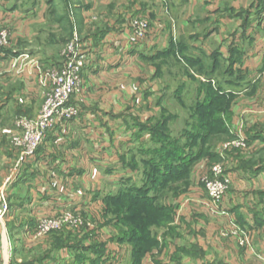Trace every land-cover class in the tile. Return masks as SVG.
Returning a JSON list of instances; mask_svg holds the SVG:
<instances>
[{"label": "crops", "instance_id": "0c3cea01", "mask_svg": "<svg viewBox=\"0 0 264 264\" xmlns=\"http://www.w3.org/2000/svg\"><path fill=\"white\" fill-rule=\"evenodd\" d=\"M143 15L150 33L138 40L129 23ZM0 22L10 41L0 54V195L10 206L0 264H264V0H0ZM75 36L91 50L70 103L78 113L20 161L15 124L38 116L41 73L62 66L65 41ZM177 48L187 74L168 95L160 55ZM188 80L195 94L184 107ZM168 98L186 115L168 111ZM196 103L214 112L199 122ZM161 116L172 117L167 135L179 148L162 163L158 151L143 154L159 145L139 127ZM239 136L245 148L222 149ZM148 159L179 176L163 169L146 187L150 207L114 215L109 199L129 180L144 184ZM217 163L228 190L214 213L201 178ZM67 211L79 216L77 226L36 237L41 219ZM234 227L252 250L238 246Z\"/></svg>", "mask_w": 264, "mask_h": 264}, {"label": "built area", "instance_id": "2783aa9c", "mask_svg": "<svg viewBox=\"0 0 264 264\" xmlns=\"http://www.w3.org/2000/svg\"><path fill=\"white\" fill-rule=\"evenodd\" d=\"M133 36L143 40L148 34L149 26L146 19H138L129 23ZM10 45L8 30L0 22V54ZM91 53L89 44L81 41L78 37L69 40L62 50V66L58 70H46L41 73L40 81L45 88V95L41 110L33 120H18L15 124L17 133L11 135L12 144L22 149L23 157L20 161L33 156L38 146L42 143L46 133L54 128L56 124L70 121L76 117L78 109L71 103L72 98L79 93L81 76ZM245 139L242 136L225 143L222 149L225 151L245 148ZM201 178L207 197L206 206L209 211L217 213L220 211L222 202L228 190V177L221 164H213L204 170ZM204 203V204H205ZM221 212V211H220ZM64 222L72 220L67 212L63 213ZM10 217L9 202L0 195V232H5ZM61 219L43 218L36 228V237H43L50 232L61 229ZM229 232L238 236V246L252 250L250 239L247 234L234 227Z\"/></svg>", "mask_w": 264, "mask_h": 264}, {"label": "trees", "instance_id": "16d2710c", "mask_svg": "<svg viewBox=\"0 0 264 264\" xmlns=\"http://www.w3.org/2000/svg\"><path fill=\"white\" fill-rule=\"evenodd\" d=\"M168 55H173V52H171ZM160 56H165V55L163 54ZM204 88H205V92L207 91V95L211 96L212 94H214L213 92H211L210 89H207L208 87H204ZM204 103H199V104L196 103L192 107L193 115L194 116L197 115L199 117V120H198L199 122L202 121V120H200L201 117L205 116L206 115L205 113L207 111H209V108L211 107V103H208L207 106H205ZM210 112H214V111H211V108H210V111L208 113H210ZM166 118H172V117L161 116L158 120L148 121V123L146 122L144 125H139L140 129L146 130V132H148V134H149L150 139L159 145L157 148H155V150H153L151 148L145 149L143 153L146 154V151H150V153L153 154L155 152L157 153V151H158L161 154V156L157 153L158 158L155 161H160L161 163L163 162L162 161L163 153L168 154V155H173V154H176L177 150L179 149L178 147H175V146H173V144H171L172 142L170 141V139L167 135V128L165 125H166V122L169 121L170 119L168 120ZM198 130L196 129V132L192 133V135L189 136V138H188L189 141L195 143L196 139H198L200 137L199 133H197ZM160 134H163L162 137H159ZM161 163H154L153 159L145 160L144 161L145 169L146 170L149 169V171L147 172V177H146V178H148L146 185H144L141 188H137L134 191L120 192V194H118L114 197H111L109 199L108 206L114 215L116 214L119 217L120 214H122L124 211H126L128 209H131L133 206H143V207H150L151 206L152 199L147 197V193H148L149 189L146 187L148 185L149 186L151 185V179H153V178H164L165 177V176H163V172H164L163 169L170 171L169 165L165 164V161L163 163V167H160V165H158ZM188 165L186 166V168L189 167ZM176 176H179V173L177 170L175 171L174 168H172V171H170L168 178H174ZM154 184H152V185H154ZM114 203L120 204V206H116L119 209L116 210L115 208H113ZM125 205H128V206H125ZM160 216L162 218L166 217V213H161ZM131 230L133 231L132 227L130 228V230H128V233L126 234L125 238L129 239V238L134 237Z\"/></svg>", "mask_w": 264, "mask_h": 264}, {"label": "rangeland", "instance_id": "374dc122", "mask_svg": "<svg viewBox=\"0 0 264 264\" xmlns=\"http://www.w3.org/2000/svg\"><path fill=\"white\" fill-rule=\"evenodd\" d=\"M60 9H61L60 10V13H62V11L64 10L63 7H60ZM133 18H131L132 21L138 20V19H146L144 15L141 16V17L135 18L134 20H133ZM148 26H149V31H148L147 36L150 33V25H149V22H148ZM65 42L67 43L68 41L66 40ZM177 46H179V45L177 44ZM178 55H179V50L177 48L176 50L174 49L173 55L160 56V58H161V64H160V66H161L160 76L161 77H160V79H161V81L163 83L165 82L167 84L168 88H167V91H166L165 94H168V95L170 93L173 94L176 89H178V90L180 89L181 80L187 74L186 72H184L182 70V68L179 65V58H177ZM194 90H195V84H193L191 80H188L187 86L184 88V92H183V94L185 95V99H186V101L183 104L184 107L186 105L187 106H190V104H192L191 103V101H192L191 99H192V96L195 94ZM161 93H164V90H162ZM166 100H167V102L164 103V106H165V108L168 111H170L171 113H174L175 112L177 114H181L182 116H183V114L186 115V113H187L186 112V108H184V107L181 108V105H180L181 103H179V101H176L175 102L171 98H168ZM171 121H173V120H171ZM177 122H178V124H171V126L169 127L170 130L168 128V131H177L178 128L180 127V124H181L180 120H178ZM162 135L163 134H160L159 137H162ZM143 154L145 155V153H143ZM142 170H143V176H145L144 184H143V181L141 183H140V180L137 181L139 178H136L135 179L134 183H136V184H133V181L132 180H129V182H126L124 184V187L122 188V190H123L122 192H124V191H134L135 189L138 188V186H140V188H141L144 185H146V182H147V178L146 177H147L148 170H146L145 167ZM203 170H205V169L203 168ZM113 206H114L113 208H115L117 210L119 208H117L116 206H120V204L119 203L118 204L114 203ZM125 206H128V205H125ZM68 214L72 218V220L69 221L68 223H70L71 225H76L77 226L78 223L81 221L79 219V216L78 215H75V214H72V213H68ZM63 217L64 216L62 214V215H59V216H56V217H53V218L61 219V221H62L61 225H62V224L65 223L64 220L62 219ZM110 218H112V216H110L109 219ZM54 232H57V231H54ZM51 233H53V232H50L47 235H49Z\"/></svg>", "mask_w": 264, "mask_h": 264}]
</instances>
